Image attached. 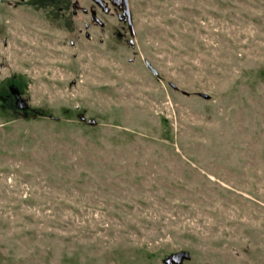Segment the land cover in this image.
<instances>
[{
    "label": "rangeland",
    "instance_id": "obj_1",
    "mask_svg": "<svg viewBox=\"0 0 264 264\" xmlns=\"http://www.w3.org/2000/svg\"><path fill=\"white\" fill-rule=\"evenodd\" d=\"M109 8L0 0V264H264V0Z\"/></svg>",
    "mask_w": 264,
    "mask_h": 264
},
{
    "label": "water",
    "instance_id": "obj_2",
    "mask_svg": "<svg viewBox=\"0 0 264 264\" xmlns=\"http://www.w3.org/2000/svg\"><path fill=\"white\" fill-rule=\"evenodd\" d=\"M94 3H96L99 7H101L104 11L109 12V3L113 6L115 12L117 13L118 19L126 23L128 26V29L131 33V35L134 37V26L132 23V14H131V9H130V0H92ZM92 13H95L94 11ZM130 44L133 45L134 41L133 39L130 40ZM145 64L147 68L152 72L153 75H155L158 79H160V74L159 72L154 68V66L151 64L149 60L145 61ZM171 87L179 91L180 89L178 88L177 85L174 83H170ZM184 95L190 96L192 93L188 91H181ZM198 96L202 97L205 100H210L211 95L204 93V92H198L196 93ZM17 103H22L21 100H17ZM19 107V104H18ZM22 108H27V104L24 103V106H21ZM191 259L190 252L188 251H180L176 253H172L171 255L167 256L164 259L165 264H184L185 261H189Z\"/></svg>",
    "mask_w": 264,
    "mask_h": 264
},
{
    "label": "flooded vegetation",
    "instance_id": "obj_3",
    "mask_svg": "<svg viewBox=\"0 0 264 264\" xmlns=\"http://www.w3.org/2000/svg\"><path fill=\"white\" fill-rule=\"evenodd\" d=\"M106 14H108V13H106ZM110 14V13H109ZM91 16H92V18L94 19V20H92V21H94L93 23L94 24H96V23H98L99 25H102V23L99 21V19L97 18V13H91ZM18 97V96H17Z\"/></svg>",
    "mask_w": 264,
    "mask_h": 264
}]
</instances>
